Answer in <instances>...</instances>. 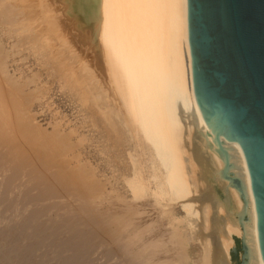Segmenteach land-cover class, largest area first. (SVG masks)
Instances as JSON below:
<instances>
[{
    "label": "bare ground",
    "instance_id": "obj_1",
    "mask_svg": "<svg viewBox=\"0 0 264 264\" xmlns=\"http://www.w3.org/2000/svg\"><path fill=\"white\" fill-rule=\"evenodd\" d=\"M94 1L92 38L69 13L86 64L54 0H0L13 41L0 37V264H231L234 238L245 264H264L245 157L217 154L202 127L187 0ZM22 46L102 124L103 181L80 159L85 138L35 123L39 77L8 71Z\"/></svg>",
    "mask_w": 264,
    "mask_h": 264
},
{
    "label": "water",
    "instance_id": "obj_2",
    "mask_svg": "<svg viewBox=\"0 0 264 264\" xmlns=\"http://www.w3.org/2000/svg\"><path fill=\"white\" fill-rule=\"evenodd\" d=\"M187 21L202 127L217 154L245 157L264 263V0H187Z\"/></svg>",
    "mask_w": 264,
    "mask_h": 264
},
{
    "label": "rangeland",
    "instance_id": "obj_3",
    "mask_svg": "<svg viewBox=\"0 0 264 264\" xmlns=\"http://www.w3.org/2000/svg\"><path fill=\"white\" fill-rule=\"evenodd\" d=\"M35 1L36 0H31V3L34 5L36 3ZM54 1L56 2V5H57L56 7H58V5H59V8L56 12L60 16L59 19L62 20V22H63V26L61 25V30L65 29V34L67 35L66 39L67 40H68V38H69V40L73 39V42L75 44L74 46L75 47L78 46V47H76L78 49L77 50L78 53L76 51V48L74 46H72L74 48V50L76 51L75 53L78 55H79V52L82 53V55H79L80 58L82 59L81 61H83L86 64H87V62L89 63V61H90V55H89L90 49H85V47L82 43V40H84V38L81 39V37H79V34H77L78 32H76L77 29L75 27V24L72 21H70L69 13L70 14L72 13L71 15H73L77 12V9L80 11V12L76 13L79 16L78 23L83 26L82 29H79L80 34L83 36L88 34V36L86 35V37L92 38L93 23L96 21V16H97L96 15L97 7H95L96 6L95 1L94 0H82L79 2V0H77L81 6H79L78 3H75L74 6L71 4L69 7H67V5H66L68 0H54ZM34 6H35L34 8L39 7L36 4ZM74 8H76V10ZM45 9H46V7L44 8V10H42V8H40V9L38 8V10H41L42 12L46 11ZM34 10L38 11L37 9H34ZM36 14L38 15L39 12H37ZM37 15H34L35 16L34 22H35V19L37 18ZM35 23H33V25ZM74 36H75V38H74ZM0 37L4 41L3 42L4 46L7 49H10L13 41L11 39L9 41H8V39L6 40V36L1 34V32H0ZM80 41H81V44H80ZM52 44L54 45L53 42H52ZM81 45H82V47H81ZM24 48L26 50H24ZM20 49H19L18 54H16L14 56L15 62H12V58L9 61V68H8L9 73L13 74L15 76H19L21 74L23 77L28 76V78H32L33 76L37 75L39 78H37V81L35 84H32L33 87L31 86L30 88H32L33 90L36 88V90H37V88L39 86L40 90L43 89L41 91H43V92L46 91L45 93H43L44 98L41 101L40 100L39 101L34 100V102H32L31 112H32L33 118H35L34 119L36 121L35 123L37 125L39 124V126L41 128H43L47 131H50L52 126H55V127H58V129H60V130L62 129L61 132H63V131L69 132V133L73 132L71 136H72V140L75 142H78L79 140H81V138H85L84 141L82 142V145L80 146L79 152H78L80 154V159L82 160V162H85L86 164L88 163V165L95 168V170H96L95 172H96L98 178L103 181L107 177L108 171L106 168L105 156L103 155V153H101L102 152V146H103L102 145L103 142H101V141H103V140L99 135V133H100L99 130L101 129L102 124H100V126H99L100 129H96V128L91 127V125L89 123V115L91 113V110H89L90 108H88V106H87L88 104L82 105L79 101L76 100L77 99L76 97H73V95L70 94V92L68 91L67 88L64 89L61 86H59L56 79L53 80V78L48 75L49 72H46L47 70H45V67L42 65L40 57L37 55L36 56L31 55L32 53L30 54L31 51L29 49L27 50V46H25V47L22 46ZM82 49L84 50L83 52H82ZM86 51H87V53L84 54V56H87V55L88 56L82 57L83 53H85ZM28 55H29V57H28ZM22 57H25L26 60ZM86 59H87V61H85ZM35 61L38 62V64ZM40 70H42V71H40ZM23 71H25V72H23ZM40 74H41V76H40ZM43 81L46 84H44ZM42 83H43V87L40 88L42 86ZM90 105H91V103L89 104V106ZM88 112H89V115H88ZM72 129H73V131H72ZM74 132H76V133H74ZM92 133H93V135H92ZM97 133H98V135H97ZM92 137L94 138V140L92 139ZM74 139H76V140H74ZM99 140H100V143H99ZM233 242H234L233 245L238 250H237L236 256L230 258V255H229L230 262H231V264H239L241 261V254H242L240 249H239L241 240H240V238H236V240ZM105 262H106V264H118L117 259L113 255H109Z\"/></svg>",
    "mask_w": 264,
    "mask_h": 264
},
{
    "label": "trees",
    "instance_id": "obj_4",
    "mask_svg": "<svg viewBox=\"0 0 264 264\" xmlns=\"http://www.w3.org/2000/svg\"><path fill=\"white\" fill-rule=\"evenodd\" d=\"M238 242V241H237Z\"/></svg>",
    "mask_w": 264,
    "mask_h": 264
}]
</instances>
